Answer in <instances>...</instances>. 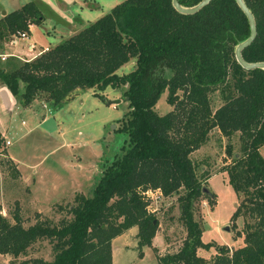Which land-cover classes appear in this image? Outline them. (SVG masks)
Masks as SVG:
<instances>
[{
    "label": "trees",
    "instance_id": "obj_1",
    "mask_svg": "<svg viewBox=\"0 0 264 264\" xmlns=\"http://www.w3.org/2000/svg\"><path fill=\"white\" fill-rule=\"evenodd\" d=\"M199 1L179 0L183 5ZM245 1L258 32L243 55L264 60V0ZM43 17L34 0L1 15L0 47L18 31L30 32V24ZM249 34L248 17L236 0H211L194 13L177 11L171 0H121L31 59L0 62V85L21 106L39 99L57 108L86 88L104 98L100 90L126 83L129 107L119 128L127 134L123 151L104 166L92 194H76L68 215L55 223L44 218L24 226L18 210L14 222L0 211V253L17 257L35 241L49 239L51 259L35 256L15 264H112V239L136 226L142 256V246L152 245L159 225L146 191L158 189L157 196L176 195L186 231L177 251L158 255L159 264H264V69H247L235 56ZM132 58L134 68L119 74ZM220 86L229 93L213 109L210 92ZM164 90L172 108L159 114L154 106ZM216 127L228 137L240 132L243 152L225 169L244 195L234 218L247 219L245 244L233 250L220 245L208 261L197 254L213 244L202 238L194 204L203 195L214 204L215 194L203 190L190 154ZM226 151L233 155L232 143ZM13 172H19L15 166Z\"/></svg>",
    "mask_w": 264,
    "mask_h": 264
},
{
    "label": "rangeland",
    "instance_id": "obj_2",
    "mask_svg": "<svg viewBox=\"0 0 264 264\" xmlns=\"http://www.w3.org/2000/svg\"><path fill=\"white\" fill-rule=\"evenodd\" d=\"M26 1L0 0V13L3 9L17 8ZM34 1L43 13V20L33 25L29 38L17 37L19 43L14 44L13 51L19 44L26 46L29 40L34 41L35 50L45 44L54 45L66 38L73 26L79 30L121 0ZM45 49L38 50L37 54ZM19 61L22 59L15 56L5 60L0 57V62L5 65ZM134 66L132 58L117 72L126 73ZM126 87V83L107 86L99 91L104 98L94 96V88L83 89L61 106L52 107L49 114L43 109L51 105L39 100L42 112L36 117L19 106L5 108L0 94V211L3 215L14 222L13 213L18 210L24 226L44 218L55 223L68 215L67 210L75 203L76 194H92L104 166L123 151L121 145L127 134L119 128L129 108L124 94ZM223 88L220 86L210 92L213 109L226 100L229 90ZM178 93L182 91L178 90ZM166 94L167 90H164L154 106L159 114L172 108L166 101ZM115 99L118 101L114 102ZM6 139L10 140L9 144L5 143ZM228 143L233 145L232 156L226 151ZM260 151L264 154V145ZM242 152L240 132L228 137L216 127L209 132L201 147L190 154L197 177L215 194L214 204L204 195L194 204L195 218L204 227L202 238L213 244L209 248L197 249V254L208 261L217 255L220 245L233 250L245 244L247 218L244 215L234 218L233 215L244 195L236 192L225 169ZM9 154L14 158L13 163L9 161ZM13 166L19 171L16 175ZM151 208L156 209L159 220L152 245H143L142 256H139L135 234L125 231L112 241V264H159L158 255L175 252L182 246L186 231L179 217L176 195H156L151 199ZM35 256L53 257L49 239L35 241L26 253L17 257L0 253V264H15L22 258Z\"/></svg>",
    "mask_w": 264,
    "mask_h": 264
},
{
    "label": "crops",
    "instance_id": "obj_3",
    "mask_svg": "<svg viewBox=\"0 0 264 264\" xmlns=\"http://www.w3.org/2000/svg\"><path fill=\"white\" fill-rule=\"evenodd\" d=\"M19 7V6H18ZM10 11V10H9ZM6 12H8L7 11V9H3L2 11H1V13H0V16L1 15H3L4 13H6ZM35 23H32V24H30V26H29V28H30V32H28L27 33V37L26 38H29V36H30V33H31V30H32V27H33V25H34ZM72 32L69 34V35H71L72 33H74V32H76L77 30L75 29V27L73 26L72 27ZM68 35V36H69ZM26 38H25V40H26ZM22 40V39H21ZM29 40V39H28ZM18 41V40H17ZM4 42V44H3V46L2 47H0V53H4V54H6V56H5V58H4V60L7 58V57H10V56H15V57H17V58H20V59H22V60H24V59H31L32 57H34L36 54H37V52H38V50L40 51V50H42V48H48V46H52V44H45V45H43V46H41L39 49H37V50H35V43H34V41H28L27 43H26V46H24V44L22 43L21 45L19 44V47L15 50V51H13L11 48L13 47V46H15V45H18V43H19V41L18 42ZM15 44V45H14ZM28 45H33V48L32 49H29V47H28ZM27 57H26V56ZM87 90H91V88H86ZM82 90L83 89H79L78 91H77V93L72 97V98H74V97H76L77 95H79V93H81L82 92ZM3 92H5L6 93V95H7V97H8V102H9V104L8 105H5V103H4V99H3ZM0 94H1V97H2V101H3V104H4V107L5 108H7V109H9V108H12L13 106H16V107H20V109H23V110H25V111H29V112H31V113H33L34 115H35V117L36 116H38V115H40V113L42 112V108H41V106H39L38 105V102H39V99H34L32 102H31V104H29V105H27V106H21V105H19V104H17V102L13 99V96H12V94H11V92L8 90V88L6 87V86H3V85H0ZM93 94V93H92ZM94 95V94H93ZM95 96V95H94ZM72 98H70V99H72ZM70 99H68V100H66V101H64L62 104H64V103H66L67 101H69ZM36 107H38V109H41V111L39 112V110L36 108ZM51 107V109L53 110V108H52V106H50ZM43 111H45V113L47 114V111H46V108L45 109H43ZM49 114V113H48ZM45 117V116H44ZM44 117H42V118H44ZM9 156L11 157V159L12 160H14V158L9 154ZM19 168V167H18ZM131 231V232H133L134 234H136V232H137V227L136 226H131L130 228H128V229H126L125 231ZM124 231V232H125ZM123 233V232H122ZM116 237V236H115ZM114 237V238H115ZM113 238V239H114ZM135 238H136V245H137V237L135 236ZM113 239H112V241H113ZM112 241H111V250H112V258H113V249H112ZM127 246V245H126ZM137 247V246H136ZM143 251V250H142ZM157 264V263H156Z\"/></svg>",
    "mask_w": 264,
    "mask_h": 264
},
{
    "label": "water",
    "instance_id": "obj_4",
    "mask_svg": "<svg viewBox=\"0 0 264 264\" xmlns=\"http://www.w3.org/2000/svg\"><path fill=\"white\" fill-rule=\"evenodd\" d=\"M211 0H200L199 2L193 4V5H183L179 2V0H171L172 6L179 12L181 13H194L196 11H199L202 9L204 6H206ZM240 8L245 12V14L248 17L249 24H250V34L249 36L239 42L235 48V56L238 62L245 68L247 69H253V68H263L264 69V60L260 61H248L245 59L243 55V50L248 47L256 38L257 36V21L254 12L252 9L248 6L245 0H236ZM186 88V86H185ZM126 99L128 98L127 96L125 97ZM3 99L5 105H8V97L5 92H3ZM118 99H115L114 102H117ZM203 190L207 193H211L212 191L207 187L204 186ZM229 227H227L228 229Z\"/></svg>",
    "mask_w": 264,
    "mask_h": 264
},
{
    "label": "built area",
    "instance_id": "obj_5",
    "mask_svg": "<svg viewBox=\"0 0 264 264\" xmlns=\"http://www.w3.org/2000/svg\"><path fill=\"white\" fill-rule=\"evenodd\" d=\"M17 37H27V32H25V31H18L11 39H10V42H16L17 41ZM28 47H29V49H32L33 48V45H28ZM5 56H6V54H4V53H0V57L2 58V59H4L5 58ZM45 108H46V111L48 112V113H50L51 112V107L50 106H48V105H46L45 106ZM47 113V114H48ZM5 143L6 144H9L10 143V140L9 139H6L5 140ZM159 191H158V189L157 190H155V191H152V190H147L146 191V194L148 195V196H150L151 198H155V196H156V193H158Z\"/></svg>",
    "mask_w": 264,
    "mask_h": 264
}]
</instances>
